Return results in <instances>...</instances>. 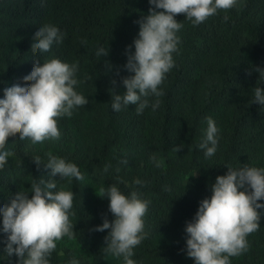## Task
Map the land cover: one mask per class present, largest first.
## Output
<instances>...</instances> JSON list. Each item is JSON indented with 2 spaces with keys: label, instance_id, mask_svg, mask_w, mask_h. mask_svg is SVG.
<instances>
[{
  "label": "trees",
  "instance_id": "obj_1",
  "mask_svg": "<svg viewBox=\"0 0 264 264\" xmlns=\"http://www.w3.org/2000/svg\"><path fill=\"white\" fill-rule=\"evenodd\" d=\"M150 7L149 0H0V99L4 88L23 86L22 77L37 59L42 65L56 58L79 63L81 83L76 91L89 100L58 121V140L32 144L20 140L19 134L10 137L6 149L14 155L0 168V207L18 191L31 198V184L50 178L51 169L44 164L38 168L34 156L44 162L48 153L64 158L84 176L82 181L58 182L57 190L63 187L76 194L71 210L75 215L70 216L76 247L57 245L50 264H70L73 258L79 264L104 263L107 255L102 248L110 230H90L105 216L114 220L109 200L99 196V189L111 184L125 195L137 190L151 201L144 217L148 236L132 257L136 264H195L187 256L185 229L200 202L212 196L216 178L226 175L227 167H264V106L252 104L254 88L264 87V79L254 70L264 69V0H238L235 8L221 10L200 25L177 15L183 28L177 33L175 67L161 85L160 107L153 111L151 103L157 97L149 96V107L140 115L136 105L114 112L111 90L122 94L126 91L122 78L134 75L124 68L126 49L132 45L135 51L133 42L140 30L136 21L148 15ZM46 24L65 34L63 42L34 54V34ZM100 47L109 54L98 57ZM206 117L219 129L217 152L210 158L198 147L207 129ZM153 154L163 161L162 167L153 164ZM105 165H111L107 173ZM117 175L125 183H118ZM137 178L145 186L135 185ZM258 211L264 214V209ZM2 220L0 214V264H17L15 255L5 257ZM260 223L259 230L247 237L249 250L231 257V264H264V215Z\"/></svg>",
  "mask_w": 264,
  "mask_h": 264
},
{
  "label": "clouds",
  "instance_id": "obj_2",
  "mask_svg": "<svg viewBox=\"0 0 264 264\" xmlns=\"http://www.w3.org/2000/svg\"><path fill=\"white\" fill-rule=\"evenodd\" d=\"M149 14L136 23L140 30L138 38L126 49L127 63L124 68L134 75L122 78L126 91L116 94L112 89L111 108L119 112L122 108L136 105L138 115L149 107V96L157 97L151 103L153 111L160 107L159 97L164 95L161 85L167 74L175 67L173 54L178 52L180 37L178 32L183 23L177 15L183 14L193 25H200L219 11H228L237 6L238 0H149ZM160 9L161 11H157ZM228 17H224L226 22ZM64 33L54 25L46 24L35 32L31 51L49 52L54 43H62ZM109 49L100 47L96 55L107 56ZM110 67V64H109ZM264 79V69H254ZM79 63H67L52 58L43 61L37 59L31 72L22 77L20 83L3 89L4 98L0 99V168L14 155L6 149L10 137L19 134L20 140L28 139L32 144L46 140H58L60 130L58 121L73 115V110L86 106L89 100L76 91L81 83L77 79ZM119 75V71H117ZM88 79H91L89 76ZM116 80L112 84L116 85ZM113 93H115L113 95ZM252 104L264 106V87L254 88ZM207 129L199 149L204 150L206 158L214 156L219 143V129L211 117L205 118ZM183 145L174 150L179 152ZM33 162L39 168L41 164L51 169L50 178H40L31 184L29 193L18 191L9 204L0 207L2 231L7 234L4 248L5 257L15 255L17 264H50V257L57 248V242L67 237L75 239L74 225L70 220L75 215L71 210L75 193L66 191L58 182L72 178L82 181L84 176L75 163L47 154V162L40 156H34ZM153 164L160 168L163 161L155 154L151 156ZM127 159L121 161L128 164ZM111 165H105L108 172ZM226 175L218 176L211 186L212 196L200 202L192 221L186 225V251L195 264H231V257L242 255L249 250L247 237L258 231L264 209V167L244 165L235 169L227 167ZM119 173L120 169H115ZM59 176V179L55 177ZM118 183H125L118 175ZM134 184L140 187L145 182L137 178ZM101 198L109 200V212L114 220L104 217L103 223L90 231L104 232L102 251L109 256L122 257L124 264H136L132 259L134 249L148 236L145 231L144 217L148 213L150 200L142 194L131 191L125 195L117 184L99 189ZM70 264H79L73 258Z\"/></svg>",
  "mask_w": 264,
  "mask_h": 264
},
{
  "label": "rangeland",
  "instance_id": "obj_3",
  "mask_svg": "<svg viewBox=\"0 0 264 264\" xmlns=\"http://www.w3.org/2000/svg\"><path fill=\"white\" fill-rule=\"evenodd\" d=\"M72 245L76 247V242L74 240H69L68 238H64L63 240L57 242V245L62 246V245ZM103 264H124L123 259L117 258L114 256H109L107 255L106 260L104 261Z\"/></svg>",
  "mask_w": 264,
  "mask_h": 264
}]
</instances>
